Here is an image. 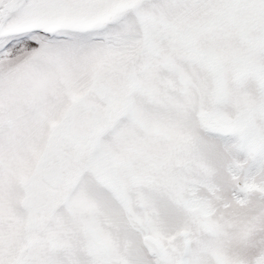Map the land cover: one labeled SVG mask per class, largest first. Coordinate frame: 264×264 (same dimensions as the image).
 Masks as SVG:
<instances>
[{"label": "snow or ice", "instance_id": "obj_1", "mask_svg": "<svg viewBox=\"0 0 264 264\" xmlns=\"http://www.w3.org/2000/svg\"><path fill=\"white\" fill-rule=\"evenodd\" d=\"M0 264H264V0H0Z\"/></svg>", "mask_w": 264, "mask_h": 264}]
</instances>
